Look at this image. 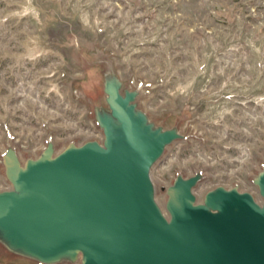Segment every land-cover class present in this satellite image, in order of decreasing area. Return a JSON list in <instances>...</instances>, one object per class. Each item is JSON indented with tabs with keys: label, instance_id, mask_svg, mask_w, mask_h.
<instances>
[{
	"label": "rangeland",
	"instance_id": "obj_1",
	"mask_svg": "<svg viewBox=\"0 0 264 264\" xmlns=\"http://www.w3.org/2000/svg\"><path fill=\"white\" fill-rule=\"evenodd\" d=\"M98 53L110 55L124 83L148 85V113L182 117L198 137L167 150L152 171L157 188L177 169L203 168L198 200L235 183L256 194L249 178L264 162V0H0V152L7 134L18 153L32 154L48 133L59 147L101 140L77 97L100 87L99 68L88 65Z\"/></svg>",
	"mask_w": 264,
	"mask_h": 264
},
{
	"label": "water",
	"instance_id": "obj_2",
	"mask_svg": "<svg viewBox=\"0 0 264 264\" xmlns=\"http://www.w3.org/2000/svg\"><path fill=\"white\" fill-rule=\"evenodd\" d=\"M100 87L77 92L101 140L64 146L51 133L34 154L4 139L0 173V261L24 264H264V162L238 184L215 186L198 200L203 168L175 170L158 188L152 171L176 142L197 139L144 107L142 81L124 83L110 55ZM163 193V202L157 192Z\"/></svg>",
	"mask_w": 264,
	"mask_h": 264
}]
</instances>
